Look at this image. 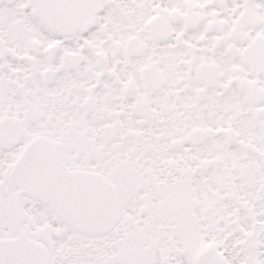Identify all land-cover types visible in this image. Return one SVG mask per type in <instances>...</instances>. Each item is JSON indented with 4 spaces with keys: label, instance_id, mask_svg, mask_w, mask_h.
<instances>
[{
    "label": "snow or ice",
    "instance_id": "1",
    "mask_svg": "<svg viewBox=\"0 0 264 264\" xmlns=\"http://www.w3.org/2000/svg\"><path fill=\"white\" fill-rule=\"evenodd\" d=\"M0 264H264V0H0Z\"/></svg>",
    "mask_w": 264,
    "mask_h": 264
}]
</instances>
